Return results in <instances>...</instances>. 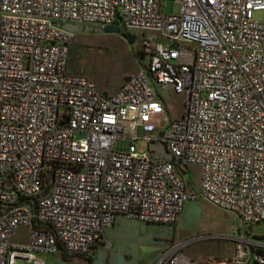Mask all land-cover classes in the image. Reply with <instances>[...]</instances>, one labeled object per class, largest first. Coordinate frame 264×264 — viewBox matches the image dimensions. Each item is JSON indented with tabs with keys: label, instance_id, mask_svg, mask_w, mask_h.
<instances>
[{
	"label": "built area",
	"instance_id": "1",
	"mask_svg": "<svg viewBox=\"0 0 264 264\" xmlns=\"http://www.w3.org/2000/svg\"><path fill=\"white\" fill-rule=\"evenodd\" d=\"M162 1L0 0V264L110 247L118 214L176 222L199 198L177 163L199 165L204 197L242 225L264 220V0H177L179 13ZM55 21L122 22L140 31L146 64L105 91L70 71L76 32ZM157 86L185 95L181 116L168 118ZM232 237L231 255L194 258L187 238L145 264H264V241Z\"/></svg>",
	"mask_w": 264,
	"mask_h": 264
},
{
	"label": "rangeland",
	"instance_id": "2",
	"mask_svg": "<svg viewBox=\"0 0 264 264\" xmlns=\"http://www.w3.org/2000/svg\"><path fill=\"white\" fill-rule=\"evenodd\" d=\"M161 6L166 13H179L181 9V3L177 0H163ZM253 17L262 19L264 11H255ZM119 25L123 28L122 22ZM127 31L134 36L133 42L116 32H76L68 60L70 71L87 75L96 81L99 88L114 92L128 74L139 70L147 61L142 52L140 31L129 27ZM157 88L165 98L168 118L181 116L185 108V95L174 92L172 88ZM136 146L139 152L149 148L143 139H139ZM128 147L129 141L126 139L116 142L118 150H127ZM177 164L189 179L191 187L199 192V198L185 202L176 222H148L118 214L115 223L104 231V238L111 242L110 247L99 242L92 253L82 257L66 251L55 254L39 252L38 255L50 263L145 264L172 241L187 238L194 239L184 248L185 253L201 260L210 255H231L236 242L232 235L264 241V220L242 225L235 212L223 209L204 197L200 189L199 165ZM26 236L27 228L22 226L14 239L23 240ZM248 264H258L253 255Z\"/></svg>",
	"mask_w": 264,
	"mask_h": 264
},
{
	"label": "water",
	"instance_id": "3",
	"mask_svg": "<svg viewBox=\"0 0 264 264\" xmlns=\"http://www.w3.org/2000/svg\"><path fill=\"white\" fill-rule=\"evenodd\" d=\"M55 23H57L58 25H62L63 27H65L66 29H69L71 31L74 32H78V31H91V30H95L97 32H120L121 26L118 24H107L104 26H95L93 24H84V23H78V22H61V21H55ZM123 29L126 31L129 39V42H133L134 41V36L127 31V26L125 24H123ZM156 151L158 154L163 155L165 157H167L168 159H172L173 158V154L166 148L164 142H159L156 144ZM8 184H11V181L8 180L7 181ZM48 190L46 189L45 193H47Z\"/></svg>",
	"mask_w": 264,
	"mask_h": 264
},
{
	"label": "flooded vegetation",
	"instance_id": "4",
	"mask_svg": "<svg viewBox=\"0 0 264 264\" xmlns=\"http://www.w3.org/2000/svg\"><path fill=\"white\" fill-rule=\"evenodd\" d=\"M102 32H104V31H102ZM116 33L121 34V36H123V38L128 41L129 37H128L126 31L122 27L120 29V32H116Z\"/></svg>",
	"mask_w": 264,
	"mask_h": 264
},
{
	"label": "crops",
	"instance_id": "5",
	"mask_svg": "<svg viewBox=\"0 0 264 264\" xmlns=\"http://www.w3.org/2000/svg\"><path fill=\"white\" fill-rule=\"evenodd\" d=\"M115 221H116V220H115ZM95 247H96V246H95ZM93 250H94V249H93ZM93 250H92V251H93ZM91 253H92V252H91ZM81 257H82V256H81Z\"/></svg>",
	"mask_w": 264,
	"mask_h": 264
}]
</instances>
